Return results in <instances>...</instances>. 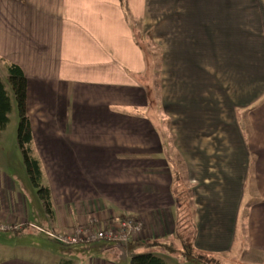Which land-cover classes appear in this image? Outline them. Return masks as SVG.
<instances>
[{"label":"crops","instance_id":"0c3cea01","mask_svg":"<svg viewBox=\"0 0 264 264\" xmlns=\"http://www.w3.org/2000/svg\"><path fill=\"white\" fill-rule=\"evenodd\" d=\"M5 63L27 81L51 231L125 215L144 246L168 238L178 172L194 248L228 257L239 238L263 264L264 0H0L2 80ZM24 218L0 189V232ZM81 248L0 264H129L122 247Z\"/></svg>","mask_w":264,"mask_h":264},{"label":"trees","instance_id":"16d2710c","mask_svg":"<svg viewBox=\"0 0 264 264\" xmlns=\"http://www.w3.org/2000/svg\"><path fill=\"white\" fill-rule=\"evenodd\" d=\"M4 70L6 79L2 80L0 78V134L6 129L9 123V115L12 110L11 98L13 97L19 120L17 128V145L22 154L29 180L36 189L46 213L49 218H51V194L48 186L45 184L42 165L35 153L30 121L27 114V81L21 69L14 64L5 63ZM173 193L175 201L173 234L168 238L154 241L147 246H144V244L139 241H135L130 242L126 249L122 247L127 253H131L129 264H167L163 259L155 256L150 251H155L157 253L161 252L162 254L176 257L189 264H214L217 259L220 258L211 254L201 253L194 248L196 229L194 225L195 209L193 207L192 193L186 182L185 176L179 175L178 172H175ZM136 248L150 250L145 254L133 255ZM60 264L71 263L66 261Z\"/></svg>","mask_w":264,"mask_h":264},{"label":"rangeland","instance_id":"374dc122","mask_svg":"<svg viewBox=\"0 0 264 264\" xmlns=\"http://www.w3.org/2000/svg\"><path fill=\"white\" fill-rule=\"evenodd\" d=\"M11 101L12 110L9 115V123L6 129L0 134V189L5 192L9 201L14 202L21 211V214L25 216L24 220L31 224V228L28 226L25 229L24 227L21 232L15 231L14 229L9 230L12 232H0V261L14 256H21V258L47 263L49 258L63 256L69 250L81 248L85 244H80L78 247H66L55 243L46 235L47 232L51 231V218L46 213L40 197L36 189L32 186L26 172L23 157L17 145V128L19 122L17 107L13 97ZM3 176L10 181L7 187L4 184L5 179ZM19 227L21 228V226ZM238 240L239 238L236 240L237 246L233 254L228 257H220L214 264H251L249 262L251 259L252 264H257V261H260V259H257L258 257H251L245 246H241L240 248ZM99 242L103 244L104 241ZM94 243L98 242L90 244ZM104 243L118 246L110 242ZM87 250L89 249L83 248L79 255L85 257L92 253ZM118 250L121 255L125 253V249L123 248ZM150 252L163 259L167 264H189L173 256L158 254L155 251ZM145 253H148L147 249L136 248L133 255ZM127 256L130 257L131 253H127ZM261 263L264 264L263 259Z\"/></svg>","mask_w":264,"mask_h":264},{"label":"built area","instance_id":"2783aa9c","mask_svg":"<svg viewBox=\"0 0 264 264\" xmlns=\"http://www.w3.org/2000/svg\"><path fill=\"white\" fill-rule=\"evenodd\" d=\"M142 224L133 217L122 216L100 224L90 219L86 226H77L68 233L50 231L46 235L62 246H76L98 241L116 243L126 249L130 242L139 241Z\"/></svg>","mask_w":264,"mask_h":264}]
</instances>
